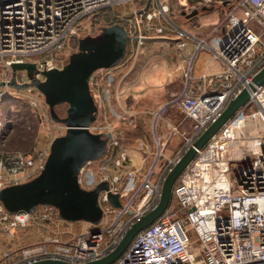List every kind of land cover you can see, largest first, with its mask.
I'll use <instances>...</instances> for the list:
<instances>
[{
	"label": "built area",
	"instance_id": "1",
	"mask_svg": "<svg viewBox=\"0 0 264 264\" xmlns=\"http://www.w3.org/2000/svg\"><path fill=\"white\" fill-rule=\"evenodd\" d=\"M133 1L0 0V81L5 82L0 87V189L37 176L53 139L66 130L63 123L51 118L43 95L35 87L18 89L6 84L12 75L11 64L33 63L35 78L43 80L42 71L60 69L66 63L71 40L79 36L85 19ZM218 7H225L222 19L212 25L208 36L195 39L182 89L150 114L152 149L141 148L144 156L140 166L130 165L113 124L120 121L134 127L136 113L128 109L110 113L104 103L105 81L115 75L117 65L92 72L89 89L97 110L88 130L109 133L110 137L103 155L80 168L77 182L84 190L107 184L97 196L101 218L93 228L65 239L59 237L61 232H51L37 241L3 249L0 264H31L45 259L83 264L105 256L134 222L156 206L166 174L244 88L249 90L247 102L184 168L167 208L110 264H264V83L249 88L264 66V0H146L117 20L125 23L129 41L137 46L149 33L171 40L176 49L183 50L189 35L179 19L201 22L205 11ZM201 49H209L224 69L203 79L198 92L193 93L191 70ZM15 80L19 84L30 82L23 71L19 76L16 71ZM9 89L29 95L18 96ZM22 103L35 118L37 135H45L36 136L26 151L7 147ZM171 110L178 112L181 120L167 121L165 116ZM161 120L166 128L162 133L158 131ZM183 121L188 127H181ZM24 124L30 128L28 121ZM172 137H178L180 143L168 156ZM109 194L117 195L118 206L109 202ZM58 220L52 206H38L32 214L8 213L0 202V233L9 235L32 222Z\"/></svg>",
	"mask_w": 264,
	"mask_h": 264
},
{
	"label": "water",
	"instance_id": "2",
	"mask_svg": "<svg viewBox=\"0 0 264 264\" xmlns=\"http://www.w3.org/2000/svg\"><path fill=\"white\" fill-rule=\"evenodd\" d=\"M114 21L100 30L97 44L81 41L76 51L71 52L60 69L42 71L43 80L19 84L15 73L20 68L30 70L33 63L11 64L12 75L7 85L23 89L35 87L44 97L49 115L66 126L64 134L53 139L43 169L31 180L0 189V202L8 213L25 211L34 213L38 206H52L57 218L67 223L77 221L95 225L101 218L98 193L107 189L105 182L91 190L81 189L78 173L85 162L103 155L109 133H93L88 126L95 120L96 105L91 97L89 78L93 71L116 66L124 57L130 37L124 29L125 23ZM264 83V66L253 77L250 90ZM5 84L0 81V87ZM249 98V90L242 89L231 99L221 114L210 123L182 154L164 177L156 206L134 222L113 250L100 259L83 264H110L115 261L141 230L152 224L171 201L172 188L184 168L193 160L198 150L220 127L242 107ZM65 104L64 116H59L55 107ZM109 202L118 206L117 195H108ZM31 264H68L57 260H41Z\"/></svg>",
	"mask_w": 264,
	"mask_h": 264
},
{
	"label": "crops",
	"instance_id": "3",
	"mask_svg": "<svg viewBox=\"0 0 264 264\" xmlns=\"http://www.w3.org/2000/svg\"><path fill=\"white\" fill-rule=\"evenodd\" d=\"M172 8L175 9L173 4ZM224 11L225 7H218L208 12L205 11L206 13L202 14L201 22H186V20L180 18L179 21L182 22V27L189 35L187 46L183 50L176 49L171 40L156 37L149 33L142 40L140 46H137L135 41H128L124 57L127 58V54L130 52L132 59L128 63H126L127 59H123L117 65L115 75L105 81L103 95L104 103L110 113L121 112L123 109L132 110L136 113V123L138 121V124L134 127L139 125L141 129L148 131L147 134L143 133V139L140 134L136 135V133L132 132L129 140L130 144L121 141V149L127 153L131 166H140L142 164L144 155L142 153V156H140L139 150L142 151L141 148L145 146L147 150L152 149L149 135L151 112L183 87L185 82L184 72L188 64L187 58L193 51L195 39L208 36L212 25L222 19ZM156 40L168 43L166 47L169 52L161 58L159 56L151 57V54L148 55ZM143 43L144 46L141 48ZM157 44L159 43L157 42ZM140 52L141 54H139ZM223 69L224 65L221 60L214 58L209 49L199 50L191 70L193 93L198 92V87L202 85L203 79L211 78ZM162 71H164V74ZM173 116L174 114H168L167 121H173ZM164 122L161 121L158 125V131L161 133L166 130ZM120 125L125 126L120 121L114 125L116 136L125 140L124 136L120 137L119 133H117ZM136 129L138 130V128ZM179 143L180 139L178 137H172L166 154L172 156L174 149Z\"/></svg>",
	"mask_w": 264,
	"mask_h": 264
},
{
	"label": "rangeland",
	"instance_id": "4",
	"mask_svg": "<svg viewBox=\"0 0 264 264\" xmlns=\"http://www.w3.org/2000/svg\"><path fill=\"white\" fill-rule=\"evenodd\" d=\"M145 2H146V0H134L133 2H121V3L114 5L111 8L112 9L111 13L113 15H115V17L116 16H128V15H130L133 6H135V7L142 6ZM92 17L84 20L83 29L80 31V34L76 39V46L70 47V51L68 52V55L71 52L76 51L77 46L79 45V43H81V41H83V39H85L84 41H86L87 43L97 44V41L100 37L99 35H100L101 28L111 24L114 21V20H111L112 21L111 22L108 20H105V21L103 20L101 22H94L92 20ZM115 19H118V18L116 17ZM117 22L119 24H121L119 21H117ZM154 42L155 43L153 44V48H151V52H148V55L151 54V57L152 56L153 57L159 56V58H161V57H163V55L168 54L169 50L166 47V44H168L167 42L157 41V40ZM157 42L159 44H157ZM161 44H163V45H161ZM143 46H144V43H143V45H141V48H143ZM125 54H126V51H125ZM125 54H124V56H125ZM139 54H141V52ZM129 55H130V52H129V54H127V58L123 57V59H127L126 63H128L129 60L132 59L131 55L130 56ZM46 56L48 57L49 55L47 54ZM37 57H41V55H39ZM20 67H21V65H19V68L17 71V76H19L21 71H23L27 78L35 79L34 80L35 82L39 81L38 78L37 79L35 78V73L37 72V68L34 64H31L29 71H26L25 69L20 68ZM162 73L164 74V71H162ZM181 89H182V87H181ZM180 90L177 91L175 94L179 93ZM9 91L15 92L14 94L18 95V96H24L25 97L26 95H29L27 92L23 93L22 91H16V90H12V89H9ZM20 102H24V99L21 100ZM1 105L2 104H0V109H1ZM65 108H66L65 104H60V105H57L55 107V110L59 116H64ZM29 110H30L29 107H27L25 105V103H22V105L19 107L18 116L15 119H13L15 122L14 123L15 130H14L13 134L9 137V140L7 143V147L9 149H18V150H22V151L29 150L31 148L36 136H38V138H40L41 136H45L44 133H39L37 135L36 121H35V118L32 116V114L30 113ZM168 114H174V116L172 118L173 121L181 120L180 114L176 111L171 110L170 113H168ZM167 115L165 116V118H167ZM25 121L29 122L30 128L27 129L25 127V124H24ZM99 121H100V119L97 120V122H99ZM161 121H164V120H161ZM113 124L115 125L116 122H114ZM137 124H138V121H137L136 125ZM188 125H189V123L187 121H183L181 124V127L186 128V127H188ZM136 128H138V130ZM132 132L136 133V135L140 134L141 138L143 137L144 134L148 133V131L141 129L139 125L137 127H131V126H127V125L121 126L120 125V127L117 129V133H119V136L120 137L124 136V138H125V140L124 139L123 140L120 139V140L125 142L126 144L131 143L129 140H130V137L132 135ZM115 134H116V132H115ZM139 152H140V156H142V153H144L141 150H139ZM134 166H137V165H134ZM43 223H45V224H43ZM43 223L32 222L26 228H21V230H19V229L11 230L9 235H7L5 233H0V254L2 253L3 249H9V248L11 249V248L17 247L19 245H23L26 243L37 241L42 236L50 234L51 232H61L59 234V237L62 239H65V238L69 237L71 235V233H75L79 230L91 229L94 227L92 224H89L88 222H84V221L67 223V222L58 220L57 222H54V223L47 222V221H45ZM66 231H68V232H66Z\"/></svg>",
	"mask_w": 264,
	"mask_h": 264
},
{
	"label": "trees",
	"instance_id": "5",
	"mask_svg": "<svg viewBox=\"0 0 264 264\" xmlns=\"http://www.w3.org/2000/svg\"><path fill=\"white\" fill-rule=\"evenodd\" d=\"M111 12H112L111 8L102 9L97 14L93 15L92 20L94 22H101L103 20L104 21L105 20H108V21L114 20V21H116L117 19H115L116 18L115 15H113ZM76 39L77 38H74L73 40H71V46H76Z\"/></svg>",
	"mask_w": 264,
	"mask_h": 264
}]
</instances>
